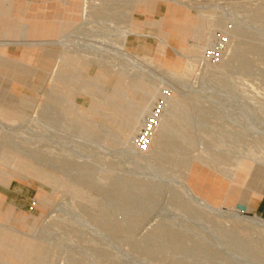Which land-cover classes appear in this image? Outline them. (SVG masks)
Segmentation results:
<instances>
[{"label":"rangeland","instance_id":"1","mask_svg":"<svg viewBox=\"0 0 264 264\" xmlns=\"http://www.w3.org/2000/svg\"><path fill=\"white\" fill-rule=\"evenodd\" d=\"M158 3L176 6L172 47L167 32L134 30L135 13ZM94 4L86 25L38 43L58 46L54 70L0 120V169L37 202L15 229L0 225V264H264V217L241 201L213 206L188 181L194 164L230 186L264 180V0ZM122 20L138 60L104 51ZM211 49L218 61L200 65ZM166 81L175 98L139 154L134 136Z\"/></svg>","mask_w":264,"mask_h":264},{"label":"crops","instance_id":"2","mask_svg":"<svg viewBox=\"0 0 264 264\" xmlns=\"http://www.w3.org/2000/svg\"><path fill=\"white\" fill-rule=\"evenodd\" d=\"M165 4L166 7L159 3L156 7L147 5L140 9L141 13L136 12L134 30L144 33L149 31L150 35H161L163 38L164 32H167L170 44L171 37L177 35L174 31L177 23L170 19L169 9L176 6ZM82 5V0H0V40L8 41L0 49V120L6 123L13 113H23L21 106L27 104L22 102L25 101L23 99L37 93L43 81L54 70L60 55L58 46L38 43L56 42L66 31L78 25L83 17ZM179 8L186 17L192 18L193 24V17L188 11L183 7ZM178 34L182 46L189 34ZM133 42L134 38L128 43L130 50L137 49L140 45ZM160 48L158 45V51ZM167 52L168 50L162 55L163 62L167 60ZM16 96L21 101L17 102ZM197 167L203 174V185L200 188L196 185V177L199 176L195 175ZM15 174L17 173L0 169V185L3 188H0V225L9 228H14L9 225L11 221L22 223L25 220L26 212L32 209L31 196H35L32 191L22 185H16L12 179L5 176ZM252 180L248 183L244 179L243 182L237 180L230 186L211 175L200 164H194L188 177L194 193L213 206H233L241 201L244 203L242 209L264 217V180ZM5 181L6 184H3ZM260 189L262 190L258 194Z\"/></svg>","mask_w":264,"mask_h":264},{"label":"built area","instance_id":"3","mask_svg":"<svg viewBox=\"0 0 264 264\" xmlns=\"http://www.w3.org/2000/svg\"><path fill=\"white\" fill-rule=\"evenodd\" d=\"M96 0H84V11H83V17L82 21L76 25L78 27L86 25L89 22V17L91 14V10L94 7V2ZM87 2H90L88 4ZM93 2V3H92ZM87 5H90L89 9V15L85 19L86 16V8ZM119 32L121 31L118 27ZM119 33L117 34L116 39L118 38ZM116 42V40H115ZM114 42V44H115ZM113 44V45H114ZM218 47L223 46V42L221 40L219 41ZM108 51L111 55H113L115 58L121 60L118 56L114 54L113 46H111V50H104ZM218 61L217 56L215 55V49L206 50L203 54V57H201L200 65L203 63H216ZM177 89L176 84L172 81H166L159 86V95L156 98V100L153 102L150 110L147 112V114L143 117L142 125L139 128L138 132L134 136L133 140V146L139 154H145L150 150V147L153 143L154 137L156 135V132L158 128L160 127L163 117L170 107V104L172 100L175 98ZM2 135V126L0 124V137ZM37 202L33 201L32 206H36Z\"/></svg>","mask_w":264,"mask_h":264},{"label":"bare ground","instance_id":"4","mask_svg":"<svg viewBox=\"0 0 264 264\" xmlns=\"http://www.w3.org/2000/svg\"><path fill=\"white\" fill-rule=\"evenodd\" d=\"M88 15H89V11H86L85 19L88 17ZM126 15H129V17L131 16L130 13H126ZM122 23H123L122 25L118 26L121 31L119 32V35L116 41L117 46L115 48L116 50L114 51V54L118 56L120 59H122L123 62L138 60V57L136 55L130 54L123 49V47H125L127 44L128 38L138 37V35H135L134 33H132L131 29L127 25L124 24V20H122ZM59 42L61 43L63 41L61 40ZM1 126H2V135L0 137V141L6 132V128L2 124Z\"/></svg>","mask_w":264,"mask_h":264}]
</instances>
